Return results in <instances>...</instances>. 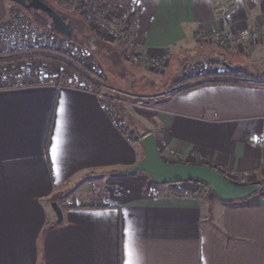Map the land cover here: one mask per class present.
I'll return each mask as SVG.
<instances>
[{
  "label": "crops",
  "instance_id": "0c3cea01",
  "mask_svg": "<svg viewBox=\"0 0 264 264\" xmlns=\"http://www.w3.org/2000/svg\"><path fill=\"white\" fill-rule=\"evenodd\" d=\"M132 1L126 51L135 61L264 27V0ZM224 49L237 55L230 67L264 71V36ZM167 94L144 111L142 134L156 136L165 159L247 173L264 186V82ZM140 152L99 92L53 83L0 89V264H264V192L227 201L196 193L192 182L179 185L191 193L175 195L127 178L100 205L61 207L58 222L53 201L90 185L88 173L135 166Z\"/></svg>",
  "mask_w": 264,
  "mask_h": 264
},
{
  "label": "rangeland",
  "instance_id": "374dc122",
  "mask_svg": "<svg viewBox=\"0 0 264 264\" xmlns=\"http://www.w3.org/2000/svg\"><path fill=\"white\" fill-rule=\"evenodd\" d=\"M48 2L67 19L72 18V24L75 26L73 36L84 42L91 53L84 54L81 47L66 40L65 36L50 34L44 22L34 18L30 12H25L17 4L7 0L3 3L0 2L2 8L0 32L4 25L7 29V24L12 26L17 20H19L18 25H21L22 21L34 25L30 27L31 29L25 27L29 30V35L22 33L19 34L20 37L14 36L12 31H16L15 29H12L11 35V29H5L2 34L0 33V85L9 77L14 78L13 71L8 70L9 66L2 67V64H10V62L3 63L4 60L45 53L56 56L57 54L52 53V50H60L75 61L92 59L93 71L103 73L105 77V81L94 77L96 82L103 83V87L105 86L99 91L102 99L105 100L104 106L112 109L111 116H109L114 122L126 119V124L120 123V125L132 142H137L136 139L144 134V126L149 124L147 116L143 113L152 110L149 105L155 101L154 97L167 92L178 82L198 77L200 74L205 75L208 71H223L224 68L218 66L216 62L229 66L232 65V60L237 57L234 51L228 53L224 49L225 45L209 37L198 45L191 44L177 48L175 54H167V58L161 60L162 63L157 60L135 61L139 57L126 51L128 48V33L126 31H129L127 17L133 5L132 0H66L64 2L48 0ZM75 9H80V12L77 13ZM44 35L47 37L46 41L42 39ZM26 36L30 37L27 39ZM262 36L264 35H261L260 38ZM243 43L245 40L236 42V44ZM257 72L250 73L252 82L254 80L264 82V74L260 73L264 71ZM43 84L52 83L50 81ZM76 84L72 80V86H76ZM82 87L94 91L87 85H82ZM140 146L141 159L144 156V151L142 145ZM126 169L128 168L88 173L87 177L92 179L90 185L86 184L80 189L72 190L59 198L58 201L53 202H57L62 208L76 204L100 205L108 189L118 187L119 181L127 178L141 181L145 179L150 181L151 185H155L146 173H122ZM224 174L235 183H251L247 176L240 177L229 171H225ZM188 187H198V184L194 182ZM118 189L120 188L118 187ZM148 190H150L149 187ZM261 190L264 192V186H261ZM197 191L196 193L200 195L216 196L212 193L201 194Z\"/></svg>",
  "mask_w": 264,
  "mask_h": 264
},
{
  "label": "trees",
  "instance_id": "16d2710c",
  "mask_svg": "<svg viewBox=\"0 0 264 264\" xmlns=\"http://www.w3.org/2000/svg\"><path fill=\"white\" fill-rule=\"evenodd\" d=\"M44 1L54 8V6L50 4L48 0H44ZM59 1L64 2L66 0H59ZM75 10L77 13L80 12L79 11L80 9H75ZM85 14L88 15V13ZM64 17L67 19L66 16ZM69 19L72 20V18ZM51 33L59 35L53 31H50V34ZM64 38H66V40H68L69 42L78 45L82 49L88 48L84 42L78 40L74 36L71 37L65 36ZM51 52L57 55L56 56L46 55L45 53V54H36L31 57H18L17 59L4 60L3 63L10 62V64L9 65L2 64V67L9 66L8 70L13 71L12 75L14 76V78L9 77L8 79H5L3 83L0 85V89L15 88L19 86H32V85L43 84L46 82L49 83L50 81L51 83L57 86H72V80H74V83H77L75 87L81 89H85L82 87V85H87L89 88L93 89L96 92H99L102 89L103 83L96 82L94 80V77L100 79L101 81H105V77L103 76V73H96L93 71L92 59H88L85 61H75L72 57H68L60 50H52ZM216 64L218 66L223 67L224 68L223 71H208L206 72L207 74L205 75L200 74L198 75V77H192L186 81L178 82L167 91L168 92L167 96H175L184 91L208 84H219V83L241 84L244 82L252 81V75L246 73L245 71L234 69L230 66L225 65L224 63L216 62ZM200 79L202 81H198ZM102 102L104 103L105 100L102 99ZM106 110L111 116L112 109L106 108ZM120 123H122V125H124V123L126 124V119H119L118 122H116V126L123 134H125V131L121 127ZM142 138L143 137L140 136L139 138L136 139V141L140 145ZM185 182H192V183L197 182L198 184L197 192L201 194L212 193L215 195V193L210 189L209 185L203 181L187 180ZM161 185L172 187L173 193L175 195H183L188 193L185 190L179 188L180 183L173 185H164V184ZM257 193H263V190H260Z\"/></svg>",
  "mask_w": 264,
  "mask_h": 264
},
{
  "label": "water",
  "instance_id": "95a60500",
  "mask_svg": "<svg viewBox=\"0 0 264 264\" xmlns=\"http://www.w3.org/2000/svg\"><path fill=\"white\" fill-rule=\"evenodd\" d=\"M9 1L18 4L28 12H35L34 14L37 17L41 16L46 22L48 30L66 37L73 36L75 26L72 24V20H67L43 0ZM43 13L45 15H42ZM1 17L2 11L0 8V20ZM141 145L144 149V156L135 166L123 170V173L143 172L155 183L164 185L179 184L187 180H200L207 183L217 197L227 201L244 199L261 190V185L258 183H235L229 180L222 171L214 167L165 159L160 151L158 140L152 133L145 135L141 139ZM51 206L57 215L58 222H62L63 211L61 207L57 202H52Z\"/></svg>",
  "mask_w": 264,
  "mask_h": 264
},
{
  "label": "built area",
  "instance_id": "2783aa9c",
  "mask_svg": "<svg viewBox=\"0 0 264 264\" xmlns=\"http://www.w3.org/2000/svg\"><path fill=\"white\" fill-rule=\"evenodd\" d=\"M18 22H19V20H17V22L15 24H12V26H9L7 24V29H6V26L4 25L2 27L3 30L0 33L2 34L5 31V29L6 30L11 29L10 30V35H11L12 29H15L16 31H12L13 32L12 34L14 36L20 37L19 34H22V33L25 34V35H29L30 34L29 30L26 29L25 27L31 29L30 27H32L34 25H31L29 23L26 24V23H24V21H22L21 25H18ZM41 34H42V32H41ZM261 35H264V27L261 30H255V31L244 30L239 35H230V36H227V37H224L222 34H215V35L212 36L211 39H214L215 41H217V42H219V43H221V44L226 46L228 44V42H235L236 43V42H241L242 40H245V39L257 40V39L260 38ZM29 37L30 36H26L27 39ZM42 39H44L46 41L47 37L44 35V37ZM82 51H83L84 54H87V55H89L91 53L89 48H83ZM244 176L248 177V174L245 173Z\"/></svg>",
  "mask_w": 264,
  "mask_h": 264
},
{
  "label": "flooded vegetation",
  "instance_id": "af4514ba",
  "mask_svg": "<svg viewBox=\"0 0 264 264\" xmlns=\"http://www.w3.org/2000/svg\"><path fill=\"white\" fill-rule=\"evenodd\" d=\"M4 1H6V0H0V2H4ZM7 1H9V0H7ZM1 3V4H2ZM13 3V2H12ZM16 4V3H15ZM18 5V4H17ZM49 5V4H48ZM19 6V5H18ZM20 8H22L21 6H19ZM0 8H1V5H0ZM2 9V8H1ZM22 9H24V8H22ZM27 13H28V11L26 10V9H24ZM35 12H30V14L34 17V18H36V19H38V20H40V21H42V22H44V24L46 25V22L44 21V19L43 18H41V16H36L35 14H34ZM42 15H45L44 13L42 14ZM68 20V19H67ZM66 20V21H67ZM75 33V32H74Z\"/></svg>",
  "mask_w": 264,
  "mask_h": 264
}]
</instances>
